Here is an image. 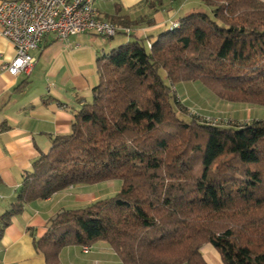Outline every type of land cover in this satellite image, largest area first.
<instances>
[{"label": "trees", "instance_id": "1", "mask_svg": "<svg viewBox=\"0 0 264 264\" xmlns=\"http://www.w3.org/2000/svg\"><path fill=\"white\" fill-rule=\"evenodd\" d=\"M200 1L210 15L194 10L150 47L132 38L97 59L90 103L33 162L0 214V239L27 204L118 181L111 197L63 210L35 242L48 264L64 247L96 243L122 264H207L205 245L221 264H264V119L200 123L176 91L198 82L264 109V2Z\"/></svg>", "mask_w": 264, "mask_h": 264}, {"label": "crops", "instance_id": "2", "mask_svg": "<svg viewBox=\"0 0 264 264\" xmlns=\"http://www.w3.org/2000/svg\"><path fill=\"white\" fill-rule=\"evenodd\" d=\"M203 7L200 0H98L94 5L98 19L129 27L131 34L113 38L80 34L65 41L47 34L31 52L36 61L27 76H11L2 69L14 57V49L0 35V214L15 201L33 162L49 151L55 137L71 132L74 115L90 103L98 83L97 59L132 38L149 42L148 38L169 29L180 17ZM184 84L190 83L180 85ZM183 91L184 87L177 91L181 101ZM103 183L113 192L120 186ZM96 185L71 186L25 205L2 234L0 264H48L35 242L46 234L58 212L103 199L106 195ZM87 248V253L81 246L62 248L56 264H122L104 243ZM212 249L209 245L201 249L207 264H217L210 261V255H215Z\"/></svg>", "mask_w": 264, "mask_h": 264}, {"label": "built area", "instance_id": "3", "mask_svg": "<svg viewBox=\"0 0 264 264\" xmlns=\"http://www.w3.org/2000/svg\"><path fill=\"white\" fill-rule=\"evenodd\" d=\"M98 0H4L0 2V35L14 49V57L2 65L11 76L30 74L44 37L52 34L65 41L80 34L113 38L117 34L129 36L132 29L116 26L98 19L94 5ZM178 26L173 23L171 27ZM150 47V42H146ZM87 253L88 248L83 247Z\"/></svg>", "mask_w": 264, "mask_h": 264}, {"label": "rangeland", "instance_id": "4", "mask_svg": "<svg viewBox=\"0 0 264 264\" xmlns=\"http://www.w3.org/2000/svg\"><path fill=\"white\" fill-rule=\"evenodd\" d=\"M210 8L203 7L202 12L210 15ZM184 87V91L181 92V95L184 97V104L189 108L184 111V115L189 117L195 112L200 113L202 117L198 116L197 122H204L211 124H220V125H232V124H243L252 120H261L264 119V109L257 106L246 105L241 103H229L226 101H221L217 99L210 91H208L202 84L190 83L177 86V91L180 92ZM193 118V117H192ZM114 182L110 184H119L118 181H109ZM109 182H107L109 184ZM106 183V184H107ZM104 183H99L97 187L102 188L104 191L103 198L111 197L116 192H113V188L108 190ZM213 250V249H212ZM215 255H210L211 263L220 264L218 255L213 250Z\"/></svg>", "mask_w": 264, "mask_h": 264}, {"label": "water", "instance_id": "5", "mask_svg": "<svg viewBox=\"0 0 264 264\" xmlns=\"http://www.w3.org/2000/svg\"><path fill=\"white\" fill-rule=\"evenodd\" d=\"M62 213V211L58 212L57 214H55V216L52 217L51 221L49 222L48 228H50L52 226L53 221H55L58 217V215H60Z\"/></svg>", "mask_w": 264, "mask_h": 264}]
</instances>
